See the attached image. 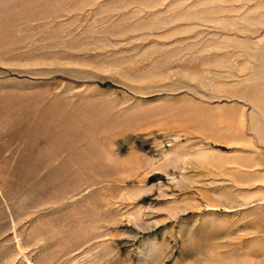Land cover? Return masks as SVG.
Returning a JSON list of instances; mask_svg holds the SVG:
<instances>
[{
    "label": "rangeland",
    "instance_id": "obj_1",
    "mask_svg": "<svg viewBox=\"0 0 264 264\" xmlns=\"http://www.w3.org/2000/svg\"><path fill=\"white\" fill-rule=\"evenodd\" d=\"M0 264H264V0H0Z\"/></svg>",
    "mask_w": 264,
    "mask_h": 264
}]
</instances>
